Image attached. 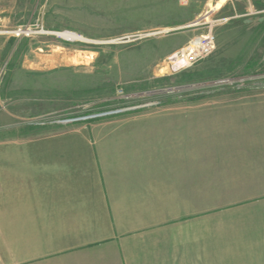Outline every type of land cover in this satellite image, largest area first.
Instances as JSON below:
<instances>
[{
    "label": "crops",
    "instance_id": "obj_1",
    "mask_svg": "<svg viewBox=\"0 0 264 264\" xmlns=\"http://www.w3.org/2000/svg\"><path fill=\"white\" fill-rule=\"evenodd\" d=\"M176 103L9 148L0 264H264V98Z\"/></svg>",
    "mask_w": 264,
    "mask_h": 264
},
{
    "label": "rangeland",
    "instance_id": "obj_2",
    "mask_svg": "<svg viewBox=\"0 0 264 264\" xmlns=\"http://www.w3.org/2000/svg\"><path fill=\"white\" fill-rule=\"evenodd\" d=\"M209 31L215 51L173 71L170 57ZM263 72V0H0V163L179 100L264 98L251 79Z\"/></svg>",
    "mask_w": 264,
    "mask_h": 264
},
{
    "label": "built area",
    "instance_id": "obj_3",
    "mask_svg": "<svg viewBox=\"0 0 264 264\" xmlns=\"http://www.w3.org/2000/svg\"><path fill=\"white\" fill-rule=\"evenodd\" d=\"M184 2H187V0H182ZM264 2V0H263ZM217 43L216 38L212 34L211 31L200 34L196 37H194L188 44L186 48H183L177 52H175L170 57V65L173 69V71H180L183 69H188L192 66H194L196 63L200 62L201 60L208 57L210 54H212L216 49ZM249 78H237V81H240L242 83L241 85L245 84V81ZM251 79H263L264 80V72L257 74L255 77H252ZM262 81V80H261ZM234 83V80L228 79V80H221L216 83ZM262 85L264 86V81L262 82ZM120 95L123 94V90H119L118 92ZM122 110L112 111L108 113L103 114H96L93 116H101V115H107V114H113L117 112H121ZM91 116V117H93ZM78 120V118H71L67 119L64 122H72Z\"/></svg>",
    "mask_w": 264,
    "mask_h": 264
},
{
    "label": "bare ground",
    "instance_id": "obj_4",
    "mask_svg": "<svg viewBox=\"0 0 264 264\" xmlns=\"http://www.w3.org/2000/svg\"><path fill=\"white\" fill-rule=\"evenodd\" d=\"M68 37H76V35H74L73 33L67 34ZM78 36V35H77ZM78 38V37H76Z\"/></svg>",
    "mask_w": 264,
    "mask_h": 264
}]
</instances>
